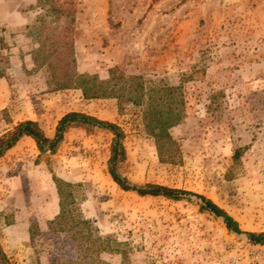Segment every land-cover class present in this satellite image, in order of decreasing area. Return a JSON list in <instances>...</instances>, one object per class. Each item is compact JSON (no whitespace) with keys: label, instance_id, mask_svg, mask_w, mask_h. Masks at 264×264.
<instances>
[{"label":"rangeland","instance_id":"1","mask_svg":"<svg viewBox=\"0 0 264 264\" xmlns=\"http://www.w3.org/2000/svg\"><path fill=\"white\" fill-rule=\"evenodd\" d=\"M183 73L194 78L160 148L148 89L180 85ZM138 82L143 102L130 89ZM167 99L159 111L170 117ZM71 111L123 129L119 171L132 183L203 194L244 231L264 232V0H0V137L29 119L53 137ZM113 138L73 127L56 153L26 136L0 157V242L11 264L77 258L73 232L52 229L55 177L72 183L64 227L110 236L126 253H102L111 264H264V244L230 232L196 197L122 189L109 172Z\"/></svg>","mask_w":264,"mask_h":264},{"label":"trees","instance_id":"2","mask_svg":"<svg viewBox=\"0 0 264 264\" xmlns=\"http://www.w3.org/2000/svg\"><path fill=\"white\" fill-rule=\"evenodd\" d=\"M65 43V41H64ZM68 46V42L65 43ZM112 72V79H116L114 70ZM194 78L192 73H183L182 81L180 85L173 86L169 84H164L159 88H150L148 93L151 94V100L148 102V107L145 117L150 120L153 124V120L159 124L160 129L155 133L156 129L153 127L151 130L152 134L156 137L158 147H164L167 145L168 141H173L172 136L169 133L168 129L170 126L177 123L181 118L182 106H184V100H181V97H184L183 85L188 80ZM141 79L140 76H131L126 80H137ZM135 89L141 93L140 102H143L144 94H148L147 89L143 82H138L135 85L130 86V89ZM83 90L86 95H89V90L86 87H83ZM156 96L157 101L154 100ZM168 98L172 104L170 109V117H165L162 112H160V106L162 103H165V98ZM180 98V99H179ZM167 99V100H168ZM160 100V101H159ZM176 104V105H174ZM177 109L176 113V107ZM73 127H82L87 130L93 129H104L108 130L114 135L111 156L109 159V172L114 179V181L120 185V187L126 191H134L140 196H163L172 200H183L190 199L193 196L196 197L199 201L200 210L203 212H209L214 216L221 218L230 232L242 234L245 233L250 242L254 244H264V232H252L244 231L240 223L236 218H234L228 211L214 202L212 199L206 197L203 194L194 193L192 191L172 188L165 185L146 183V184H135L129 181L124 177L119 171V164L126 157V150L124 146V131L123 129L114 122L101 120L96 116L87 114L80 111H71L66 113L58 122L56 131L53 137H49L44 129L41 127L39 122L35 120H24L19 122L13 130L8 131L0 137V157H2L8 150L15 147L20 140L24 137H32L38 146V149L41 153H56L60 145L62 144L65 134L69 129ZM235 154L237 159L240 155V150ZM57 183L58 193L61 198V212L51 223L52 225H58V227H52L53 231L58 232H67L72 231V238L76 242V252L78 254L77 258L74 260H64L62 262L54 264H111L108 261H105L101 258V254L104 252H115L122 253L126 256L124 251H119L115 246H110L109 241L111 240L110 236H103L99 233L97 227H64L66 219L69 218L70 210L65 208V196H71L70 192L68 195L65 193L63 186L70 187L72 183L63 181L54 178ZM80 223L86 224L90 223L89 220L83 219L80 220ZM115 243H118L114 240ZM0 264H11L9 258L4 251L1 242H0ZM125 264V263H123Z\"/></svg>","mask_w":264,"mask_h":264}]
</instances>
